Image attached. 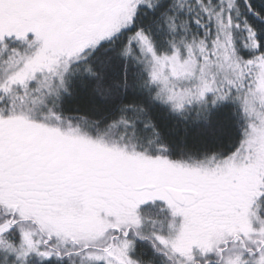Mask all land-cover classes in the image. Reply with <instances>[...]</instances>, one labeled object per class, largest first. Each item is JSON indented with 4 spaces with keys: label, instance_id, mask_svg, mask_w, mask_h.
I'll return each instance as SVG.
<instances>
[{
    "label": "snow or ice",
    "instance_id": "6c2138e0",
    "mask_svg": "<svg viewBox=\"0 0 264 264\" xmlns=\"http://www.w3.org/2000/svg\"><path fill=\"white\" fill-rule=\"evenodd\" d=\"M0 264H264V0H0Z\"/></svg>",
    "mask_w": 264,
    "mask_h": 264
}]
</instances>
